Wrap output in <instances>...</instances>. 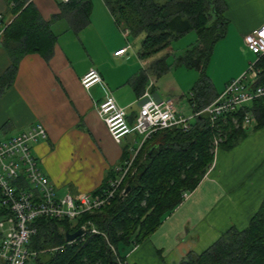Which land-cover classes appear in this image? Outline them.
I'll list each match as a JSON object with an SVG mask.
<instances>
[{
    "label": "crops",
    "instance_id": "crops-1",
    "mask_svg": "<svg viewBox=\"0 0 264 264\" xmlns=\"http://www.w3.org/2000/svg\"><path fill=\"white\" fill-rule=\"evenodd\" d=\"M72 1L76 0L69 3ZM91 1L90 23L76 31L66 17L52 20L60 14V6L67 3L31 0L43 19L52 20L51 29L57 42L49 61L36 54L22 58L8 87L1 82L13 62L0 39V142L43 124L48 138L34 144L33 154L58 197L70 194L78 198L81 194L96 193L109 174L117 175V169L134 157L141 139L132 135L115 143L98 115L99 105L105 98L104 88L94 85L86 90L82 86L87 72L97 70L119 106L133 119L141 96L137 95L132 82L152 62L140 59L131 48L126 55L116 57L115 52L131 47L130 34L116 25L104 0ZM223 1V15L229 25L224 40L216 44L213 56L218 47L225 60L232 56L234 60L233 69L225 79L217 82L211 77L215 99L230 81L245 73L250 59L242 41L264 25V0ZM11 4L12 0H0L2 32L15 17ZM242 49L246 54L245 62L235 58ZM152 78L149 84L154 83L151 88L154 98L170 99L174 103L182 100L180 96L159 97ZM191 109L193 115L192 105ZM263 200L264 128H261L250 132L232 149L219 150L190 197L168 215L150 237L125 248L126 252L121 255L132 264H180L189 253L206 251L232 227L247 228ZM2 235L0 231V243Z\"/></svg>",
    "mask_w": 264,
    "mask_h": 264
},
{
    "label": "trees",
    "instance_id": "trees-1",
    "mask_svg": "<svg viewBox=\"0 0 264 264\" xmlns=\"http://www.w3.org/2000/svg\"><path fill=\"white\" fill-rule=\"evenodd\" d=\"M13 21L3 31V46L13 64L2 80L11 86L17 65L26 55H40L49 61L54 53L57 36L51 29L53 19L66 17L74 30L86 28L92 12L91 0H76L61 5V12L45 20L31 0H12ZM116 25L138 38L144 35L138 55L152 60L148 68L132 84L142 96L151 76L159 78L170 71L167 56L154 58L167 49L173 40L194 31L197 41L176 55V65L200 72L191 89L189 103L197 110L215 99V89L207 69L216 44L226 34L229 22L223 15V0H104ZM260 71L256 86L264 87V56L257 61ZM152 91V90H151ZM252 119L246 123L245 116ZM237 121L238 127L234 124ZM213 128L207 117L198 119L194 128L185 133L180 129L157 133L138 153L134 168L122 181L116 197L102 210L84 214L76 222L41 219L38 234L31 248L41 253V264H118L109 244L121 255L122 246H136L150 237L183 202L185 192L197 189L214 162L212 141L216 135L226 140L229 150L250 132L264 128V100L256 99L232 114L223 115ZM155 148L152 152L151 149ZM116 178L112 172L105 179ZM130 187L127 195L122 191ZM0 208V216H4ZM92 221L99 234H87L83 240L67 244L65 233H74ZM44 257H47L44 259ZM180 264H264V200L244 230L229 229L201 254L189 253Z\"/></svg>",
    "mask_w": 264,
    "mask_h": 264
},
{
    "label": "built area",
    "instance_id": "built-area-1",
    "mask_svg": "<svg viewBox=\"0 0 264 264\" xmlns=\"http://www.w3.org/2000/svg\"><path fill=\"white\" fill-rule=\"evenodd\" d=\"M62 1L69 3L71 0ZM262 33L264 25L244 37V45L257 56L256 61L250 62L248 70L239 78L230 81L210 104L199 110L193 107L192 116H186L179 111L170 99L154 98L151 93L154 83H150L139 100L137 114L131 119L126 109L119 106L99 72L90 69L82 79V86L86 90L94 85L104 88L105 98L99 105L98 115L113 141L119 144L125 137L132 135L141 138L134 157L119 167L116 178L109 179L107 186L98 193L81 194L78 198L70 194L64 197L56 195L54 186L33 154L34 144L48 138L43 124H36L18 136L0 142V208L5 214L0 219V231H3L6 224L8 226L0 243V261L3 264H41V253L31 248L32 239L38 234V220L76 222L86 213L102 210L116 197L125 177L133 174L138 153L157 133L174 129L188 133L202 116L208 118L213 128H218L217 123L223 115L232 114L256 99L264 100V87L255 85L260 73L256 63L264 56ZM2 34L0 31V39ZM130 48L129 46L118 50L114 55L122 57ZM251 119V115L246 114V123H250ZM218 136L219 134L214 137L215 144L218 143ZM190 194L185 192L183 201ZM122 196H125V190L122 191ZM81 228L84 229V234L67 244L83 240L87 234L100 233L92 221L85 222ZM109 247L118 264H132L113 245L109 244Z\"/></svg>",
    "mask_w": 264,
    "mask_h": 264
},
{
    "label": "rangeland",
    "instance_id": "rangeland-1",
    "mask_svg": "<svg viewBox=\"0 0 264 264\" xmlns=\"http://www.w3.org/2000/svg\"><path fill=\"white\" fill-rule=\"evenodd\" d=\"M156 1L162 3L165 0H156ZM121 30L123 31V29H121ZM143 38H144V35H142L138 38H134V37L130 36V38L128 40V43L131 44V52H133L134 55H136V56H137V53L140 49L141 41L143 40ZM197 38L198 37H197L196 32L192 31V32L182 36L179 39L173 40L167 49H165L164 51H162V52H160L154 56V58H160L163 56H167V62L171 66L170 71L167 72L166 74L162 75L159 78H155V77L152 78L156 81V84H157V88H158L157 89V95L159 97L165 96V97H170V98L176 97V96L182 97V100L175 103V104H176L178 110L183 112V114H185L186 116L192 115V109H191V105L189 103V98L191 96V89L194 87V85L196 84V82L200 78V72L196 71V70H188V69L184 68L183 66L176 65L175 57H176V55H179L183 51H185L190 45L194 44L197 41ZM223 40H221L220 42H222ZM243 42H244V39H243L242 43ZM247 53H249V59H250L249 61L250 62L256 61L257 56H255L254 54H252L248 50H247ZM219 56L222 58L219 59L218 58ZM224 56L225 55H220V53L218 51V47H217L216 51H215V57L213 56L214 57L213 64L212 65L210 64L208 69H207V75L209 76V78H211L213 76V78L217 81L220 78L225 79L229 75V73L233 69L231 67V65L233 63L234 56L227 58L226 60H225ZM235 58H236V60H240V61L245 62L246 61L245 50L244 49L238 50V53L235 56ZM249 61L247 62L246 71L249 68V63H250ZM213 78H211L212 81H213ZM234 124L236 125V127H238L237 121L234 120ZM217 139H218L217 144H215L214 139L212 141V153H213L214 159L217 156L219 150L225 149L222 146V144L224 143V141L226 139L223 138L220 135V133H219V136L217 137ZM135 172H136V168H134L133 174ZM59 197H62V196H59ZM7 227L8 226L6 224V227L3 229L2 232H5ZM125 248L127 250L129 247L122 246L120 248V252L122 254H124L126 252ZM46 258L47 257H44V259H46Z\"/></svg>",
    "mask_w": 264,
    "mask_h": 264
},
{
    "label": "water",
    "instance_id": "water-1",
    "mask_svg": "<svg viewBox=\"0 0 264 264\" xmlns=\"http://www.w3.org/2000/svg\"><path fill=\"white\" fill-rule=\"evenodd\" d=\"M154 149H155V148L153 147V148L151 149V152H152ZM129 191H130V187H127L126 190H125V195H127V194L129 193ZM84 232H85V231H84L83 228L78 229V230H77L76 232H74V233L66 232V233H65V241H66L67 243L72 242V241L76 240L77 238L81 237V236L84 234Z\"/></svg>",
    "mask_w": 264,
    "mask_h": 264
},
{
    "label": "snow or ice",
    "instance_id": "snow-or-ice-1",
    "mask_svg": "<svg viewBox=\"0 0 264 264\" xmlns=\"http://www.w3.org/2000/svg\"><path fill=\"white\" fill-rule=\"evenodd\" d=\"M262 35H264V33H262Z\"/></svg>",
    "mask_w": 264,
    "mask_h": 264
}]
</instances>
